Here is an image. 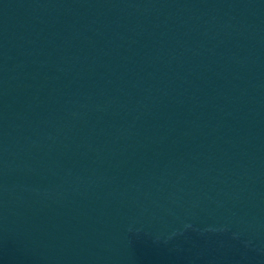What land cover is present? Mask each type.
Wrapping results in <instances>:
<instances>
[{"label": "water", "instance_id": "water-1", "mask_svg": "<svg viewBox=\"0 0 264 264\" xmlns=\"http://www.w3.org/2000/svg\"><path fill=\"white\" fill-rule=\"evenodd\" d=\"M0 264H264V0H0Z\"/></svg>", "mask_w": 264, "mask_h": 264}]
</instances>
